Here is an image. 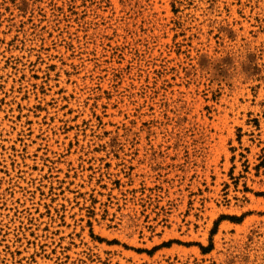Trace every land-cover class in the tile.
<instances>
[{"label": "rangeland", "instance_id": "obj_1", "mask_svg": "<svg viewBox=\"0 0 264 264\" xmlns=\"http://www.w3.org/2000/svg\"><path fill=\"white\" fill-rule=\"evenodd\" d=\"M0 264H264V0H0Z\"/></svg>", "mask_w": 264, "mask_h": 264}]
</instances>
